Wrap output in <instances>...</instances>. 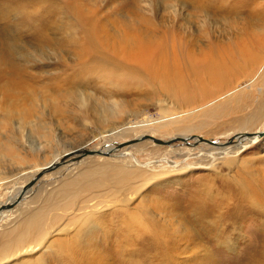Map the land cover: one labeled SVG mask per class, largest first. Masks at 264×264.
Here are the masks:
<instances>
[{"label":"rangeland","instance_id":"374dc122","mask_svg":"<svg viewBox=\"0 0 264 264\" xmlns=\"http://www.w3.org/2000/svg\"><path fill=\"white\" fill-rule=\"evenodd\" d=\"M149 1L98 0L99 21L107 26L108 33H121L124 24L132 19L133 25L145 31L146 23L135 18L142 12L145 20L152 21L154 33L163 39L169 28L176 31L179 3H172L175 8L171 6L168 10L165 0ZM223 3L225 10L215 14L213 21L203 27L198 46L202 51L201 60L212 55L211 50L224 55V67L231 70L226 73L228 79L224 86L215 88L203 81L201 87L198 85L200 88L183 92L173 88L168 92L159 82L140 79L138 74L119 81L117 70L112 67L109 70L104 64L95 66L98 70L90 68L95 74L90 69L84 70L92 76L88 84L79 80L76 83H84V95L105 101L104 105L120 106L117 115L100 126L85 116L80 119L82 116L74 105L67 106L63 95L57 96L54 87L45 89L52 81L64 86V75L71 77L75 65L80 64L81 61L75 62V56L65 55L66 68L27 69L44 81V84L30 83L29 86L38 88L39 96L48 104L54 100L56 109L65 114L50 117L48 108L42 118L49 129L36 132L28 128L22 136L15 134V129H6L4 110L10 106L0 95V208L21 198L12 209L0 211V248L11 240L8 239L10 233L22 231L33 217H43L40 220L43 219L41 234L44 237L40 238L46 241V251L42 253L39 249L34 256L21 258L25 264L42 256L50 262L61 248L68 249L66 244H71L69 247L75 251L86 249L98 235L97 231L105 227V219L108 225L111 220L115 223L113 219L119 209L139 210L140 204L146 201L144 204L147 203L153 215L161 219L163 225L160 223L159 227H179V234L168 230L164 236L163 244H167L170 252L173 248L174 252L184 250V243L187 247L192 244H186L184 237L190 235L196 241H192L194 246L188 247L197 255L192 256L191 263L185 261L187 254L181 251L176 264H258L264 259L262 197H253L252 201L248 193L249 188L261 187L264 196V136L257 140L245 139L241 150H237L238 147L230 150L237 137L258 135L264 130V0H224ZM29 29L23 28L25 34ZM20 43L31 44V41L23 37ZM68 67L72 68L71 72ZM203 69L199 63V72L203 73ZM216 70L214 68V72ZM81 74L84 77L80 71ZM178 75L179 72L176 77ZM46 83L48 85L42 86ZM18 102L20 110L24 109L20 100L13 104ZM13 119V123L19 124ZM31 120L37 121L30 117L27 122ZM143 136L171 143L162 146L150 140L138 141L114 152L117 145ZM198 137L212 140L216 145L199 143ZM234 138L228 147L222 146ZM224 149L226 152L220 153ZM78 150H110L111 153L67 157L58 168L35 180L37 174L52 163L54 156L62 158ZM32 181L30 189L19 193L21 187ZM205 191L210 196H205ZM13 198L16 199L12 201ZM121 213L119 211L118 215ZM84 217H89L88 223L97 222L96 227L87 226ZM218 220L220 228L215 229ZM207 221L215 226L208 225ZM154 223L153 220L152 225ZM159 237L162 240V235ZM220 237L228 238V243L220 245ZM132 248L143 250L144 247L134 241ZM22 259H4L0 264H23ZM103 261L102 264H108Z\"/></svg>","mask_w":264,"mask_h":264},{"label":"bare ground","instance_id":"6f19581e","mask_svg":"<svg viewBox=\"0 0 264 264\" xmlns=\"http://www.w3.org/2000/svg\"><path fill=\"white\" fill-rule=\"evenodd\" d=\"M165 1L168 10L171 8L172 3H179V17L177 16L179 24L176 27V31L172 28H169L171 30H166V34L164 33L165 35L162 39L161 35L159 36L154 33L152 21L145 20V15L142 12L135 18H140L142 23H146L145 31L133 25L132 21L134 20L132 19L127 21L129 22L127 25H125L126 23L124 24L121 33L118 30L116 31L119 33H108L107 26L103 25L102 21H99L98 5L96 3L98 0H0V95L3 100H8L6 103L10 106L9 109L6 108L4 110L6 129H8V131L10 129H15V134L19 136H22L25 129L28 130V128L36 132L46 131L49 129H47L49 126L46 127L47 124L43 123V112L46 113V110L48 111L49 108L51 110L50 117H52L53 114L61 116L65 114V111L56 109L57 104L54 100L50 101L51 103L48 104L44 98L39 96L38 88L29 86L30 83H43L44 81H42L41 77L27 72L28 68L36 67L43 69L61 66L66 68V60L68 59L65 55H68V57L75 56V62L81 61L80 64L75 65V69H73L75 72L71 74V77L66 78V75H64V86H58L56 82L52 81L51 84L49 83L50 86L45 87V89L54 87V90L58 92L57 96L63 95L67 106L71 104L74 105V108L82 116L80 119L83 120V116H85L88 120H93L94 123L100 126L108 123V120H111V116H116L117 108H120V106L117 105V107L114 108L111 105H104L105 101H99L84 95L86 93V88L83 87L84 83H76V80H79V82L83 81L88 84L92 76L90 77V73L84 72V70L90 68L98 70L95 66L102 67L104 64L109 70L111 67L113 70H117L119 77L116 78L119 81L128 80L127 78L130 74H138V78L140 79L150 80L151 83L159 82L168 92H171L173 88H180L183 92L188 88L198 87L199 84L201 87L203 81L205 83L208 81L209 84H212L215 88L217 85L224 86L225 84L223 83H226L228 79L226 73L231 72L229 68L227 69L224 67V55L211 50L209 53L212 55H209L207 59L201 60L199 56L202 51L199 47L200 45L198 46V42L200 41L198 39L200 38L199 34H201L203 27L213 21L215 14L225 10L224 0ZM221 2L222 5L220 4ZM184 10H188V12L184 13ZM23 28H30L29 31L31 33L25 34ZM23 37L28 38L31 44H21L20 41ZM242 48L243 47L239 49L240 53ZM15 57L19 58H17V62L14 63ZM239 57L241 62L244 63L241 59V55ZM202 61L204 63H202ZM19 62H21L20 65ZM199 63H201L204 68L203 73L199 72ZM214 68H217L215 72ZM71 69H69V71ZM80 71L83 72L84 77H82V74L80 76ZM92 72L94 73V71H91V73ZM177 72H179V75L176 77ZM187 73L189 78L187 77ZM5 77L8 79H5ZM113 81L115 82V79ZM46 85L48 84L46 83L42 86ZM112 85L115 87L118 86L115 83H112ZM175 85L176 87H174ZM80 88L85 89L81 91ZM18 100L25 106L24 109L20 110L21 107L19 102L13 104L14 101ZM90 101L93 102L92 106L89 105ZM189 102L192 103L191 100ZM67 106H65V108ZM30 117L37 121L32 122L33 120H31L27 122L30 120ZM13 118H16L19 124L13 123L15 120ZM15 125L17 126L14 127ZM263 132L264 130L260 133ZM25 133L27 134V132ZM244 136L245 135L237 137V139L234 138L233 140H236L234 142L232 141V149L230 150H234L237 147V150H241L245 139H260L258 135H253L251 138ZM202 144L210 145L207 143ZM119 148V145L114 147V152L119 150ZM226 150L227 149H224V151L220 153H224ZM83 151L86 150H78L62 158L54 156L55 158L53 157L54 159H52L53 161L50 163L51 165H58L61 161L64 162V159L67 157L70 158L75 155L80 156ZM109 153H111L110 150L109 152L108 150L100 152V154L103 155ZM50 163L49 165L47 164L45 168L49 167ZM257 178L259 177L257 176ZM253 180L254 179H251V181ZM24 188L25 186L21 187L19 193L21 191L24 192ZM261 189V187H259L258 190L249 188L248 193L252 201L253 197L261 196L262 204H260L264 206V196H262ZM203 194L205 196H210L209 192L206 191L203 192ZM14 199L16 198H13L12 201ZM144 203H142L143 205L140 204L139 210L136 208L132 212L122 208L119 209L122 213L118 215L119 211H117L113 219L115 223L111 220L108 225V219H105V227L97 231L98 235H96L92 242L87 244L86 249H77V251H75L72 250V247H69L71 244H66L68 249L65 250L61 248L58 254H54L50 262L42 256L41 258H32L29 264H102L104 258H108L103 261L108 262V264H176L178 255L182 252L184 255L187 254V257L184 258L185 261L191 263L192 256L197 255L188 247L192 244L193 246L195 245V239L192 240V236L186 235L187 237H184V241L186 244H192L187 247L184 243L185 248L184 250L180 249L182 251H179L180 253L174 252V248L170 252L167 244H163L164 238L168 230H173L175 234H179V227H175L176 225L173 226V228L171 225H164L162 228L159 227L160 223L162 224L161 219L159 218V220L157 215L156 218L147 203ZM196 205L199 206L198 203ZM39 215H41V213ZM40 219L39 217H33L23 226V229H21L22 231L18 233H13L11 231L12 233L8 235V239L11 240L0 248V261L11 258L12 260L19 259V261H21V256L29 258L34 256L39 249L42 253L46 251V241L40 238L44 237L41 234L43 219ZM87 220L90 221L89 217H84V223L87 226H94L91 228L96 227L97 222L88 223ZM153 220L156 222L154 223L156 225H152ZM197 221H199L198 225H201L200 219H197ZM206 223L210 226L214 225V223L212 224V222L209 221ZM218 223L219 225H214L216 227L215 229L220 228L219 220ZM181 224L183 223L181 222ZM203 233L205 234V232ZM160 235H162V240H160ZM178 239L180 240V236ZM171 240H173V238ZM227 240L228 238L222 237L219 244H225ZM134 241L140 242V245L144 247L143 250H135V248H132ZM182 242L181 238V243ZM125 255L127 257H125ZM149 255L152 256L150 257ZM155 258L156 261H153ZM22 263L25 264L23 259ZM258 264H264V259L259 260Z\"/></svg>","mask_w":264,"mask_h":264},{"label":"water","instance_id":"95a60500","mask_svg":"<svg viewBox=\"0 0 264 264\" xmlns=\"http://www.w3.org/2000/svg\"><path fill=\"white\" fill-rule=\"evenodd\" d=\"M252 136H253V135L245 134L244 137L251 138ZM258 136H259V137L264 136V132L258 134ZM244 137H243V138H244ZM145 140H150V141H152L153 143L158 144V145H162V146H167V145H169V144L171 143L170 141H161V140L155 139V138H153V137L143 136V137H141L139 140H132V141H130V142H126V143H124V144L119 145V147L121 148V147H124V146H127V145H131V144L137 143L138 141H145ZM197 140H198L199 143H200V142H202V143L204 142V143H207V144H210V145H216V142H214V141H212V140H205V139H203V138H201V137H198ZM232 141H233V139H229V140H227V141L225 142V144H223L222 146L225 147V146H227V145H230V144L232 143ZM95 155H97V156H102L103 154H100V152H93V151H89V150L83 151V153L81 154L82 157H85V156H95ZM105 155H107V154H105ZM62 164H63V161H61V163L58 164V165H54V164H53V165H50L49 167H47V168H45L44 170H42L41 172H39V174H37L35 180H38V179L41 178L44 174H46V173H48V172H50V171H52V170L58 168V167H59L60 165H62ZM33 183H34L33 181H32V182H29V183L27 184V186L24 188V191H27V189H30L31 186L33 185ZM25 189H26V190H25ZM20 201H21V198H18L15 202H13V204H8V205H6V206H1L0 211L12 209V207H13L14 205H17Z\"/></svg>","mask_w":264,"mask_h":264}]
</instances>
